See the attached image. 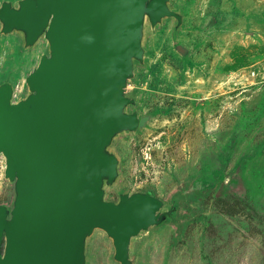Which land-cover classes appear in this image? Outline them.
Wrapping results in <instances>:
<instances>
[{
  "label": "water",
  "instance_id": "95a60500",
  "mask_svg": "<svg viewBox=\"0 0 264 264\" xmlns=\"http://www.w3.org/2000/svg\"><path fill=\"white\" fill-rule=\"evenodd\" d=\"M199 1L0 0V264H99L101 245L108 264H145L152 240L159 264H180L253 222L264 137L242 144L250 120L160 183L132 182L135 146L173 115L146 81L164 53L196 58Z\"/></svg>",
  "mask_w": 264,
  "mask_h": 264
},
{
  "label": "rangeland",
  "instance_id": "374dc122",
  "mask_svg": "<svg viewBox=\"0 0 264 264\" xmlns=\"http://www.w3.org/2000/svg\"><path fill=\"white\" fill-rule=\"evenodd\" d=\"M239 1L238 8L242 10L238 11L239 16L213 37L209 35L210 45L200 50L199 54L204 51L203 60H200L201 68L195 67L191 73H185L170 58H158L160 67L156 72L157 77L150 82L149 99L153 105L174 99L179 107L171 113L172 116L156 123L155 131L145 139L143 145L135 146L132 170L134 184L155 182L170 162L181 159L185 153L198 150L211 135L233 128L232 125L241 117L252 116L243 119L250 120V134L242 144L249 142L254 135L263 134L264 0ZM228 7L225 1L200 0L195 22L208 10ZM8 64L9 51L0 46V72L6 70ZM195 69H199V72H195ZM22 81L20 73L18 89ZM1 174L2 168L0 194L3 190ZM247 219L249 217L245 216ZM97 252L99 264H108V249L101 245ZM227 261L221 264H251L246 250L236 252ZM145 264H159L156 240L148 242L146 246ZM180 264L190 263L185 259Z\"/></svg>",
  "mask_w": 264,
  "mask_h": 264
},
{
  "label": "flooded vegetation",
  "instance_id": "af4514ba",
  "mask_svg": "<svg viewBox=\"0 0 264 264\" xmlns=\"http://www.w3.org/2000/svg\"><path fill=\"white\" fill-rule=\"evenodd\" d=\"M218 1H225L228 3L229 7L224 8H215L212 10H208L203 13L199 21H194V25L196 26L192 37L195 41H204V44H201L200 48L197 51V55L199 54L201 49H206L210 45V37L208 32H212L218 29L220 24H223L227 20L234 19L235 16L239 13L237 6L234 0H218ZM169 54L164 53L163 57L168 58ZM196 58L191 59L184 64L173 58V60L177 64V67L182 71L185 69V73H191V71L195 67H202V63L200 60ZM159 62L154 64V69L159 68ZM154 76L152 79L146 81L148 86H150V82L157 77L156 73L153 74ZM155 107H166L172 108L169 111L171 114L173 111L177 110L179 107L174 99H171L163 104H154ZM252 116H244L237 120L235 126L243 119H249ZM250 134L247 133L246 137ZM264 135L261 134L260 136H252L248 141H256L260 139ZM197 151V150H196ZM196 151L185 153V155L174 162H170L159 174L157 179L155 180L156 183H160L165 177H167L170 173H172L177 167L184 164L190 157H192ZM263 158H264V147L262 148ZM258 206H256L254 213H255V220L254 224L246 221L243 222L242 225H238L237 229L235 230L234 234L230 235L223 243L219 244L218 246H214L211 248L208 253L203 254L199 252L197 249L192 251L190 257H186L185 259L190 264H221L225 263L228 258H232L236 252H243L246 250V254L250 259L251 264H264V171H262V179L259 184L258 188ZM230 212L235 214L239 213L240 210H236L235 208H229ZM228 262V261H227ZM226 262V263H227Z\"/></svg>",
  "mask_w": 264,
  "mask_h": 264
},
{
  "label": "trees",
  "instance_id": "16d2710c",
  "mask_svg": "<svg viewBox=\"0 0 264 264\" xmlns=\"http://www.w3.org/2000/svg\"><path fill=\"white\" fill-rule=\"evenodd\" d=\"M167 56H168V58L173 59V57H172L171 55H167ZM184 71H185V69L182 70V72H184ZM257 111H259V110H257ZM246 114H250V113H246ZM256 114H257V113H256ZM256 114H255V115H256ZM133 182H134V180H133Z\"/></svg>",
  "mask_w": 264,
  "mask_h": 264
}]
</instances>
